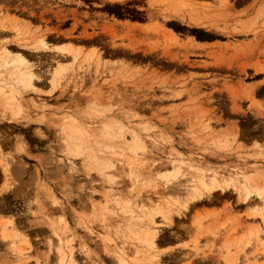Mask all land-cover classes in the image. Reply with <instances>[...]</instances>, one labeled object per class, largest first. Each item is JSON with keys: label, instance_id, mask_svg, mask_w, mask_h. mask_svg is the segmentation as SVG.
<instances>
[{"label": "rangeland", "instance_id": "obj_1", "mask_svg": "<svg viewBox=\"0 0 264 264\" xmlns=\"http://www.w3.org/2000/svg\"><path fill=\"white\" fill-rule=\"evenodd\" d=\"M0 264H264V0H0Z\"/></svg>", "mask_w": 264, "mask_h": 264}, {"label": "bare ground", "instance_id": "obj_2", "mask_svg": "<svg viewBox=\"0 0 264 264\" xmlns=\"http://www.w3.org/2000/svg\"><path fill=\"white\" fill-rule=\"evenodd\" d=\"M43 42H44V41H43ZM43 42H42V43H43ZM44 44H45V42H44ZM20 56H21V55H20ZM20 59H21V58H20ZM25 72H26V71H25ZM29 72H30V71H28V73H29ZM30 73H31V72H30ZM23 75L25 76L26 74H23ZM29 77H31V75L28 74V79H29Z\"/></svg>", "mask_w": 264, "mask_h": 264}, {"label": "trees", "instance_id": "obj_3", "mask_svg": "<svg viewBox=\"0 0 264 264\" xmlns=\"http://www.w3.org/2000/svg\"><path fill=\"white\" fill-rule=\"evenodd\" d=\"M116 14H119V13L116 12ZM198 38H199V37H198Z\"/></svg>", "mask_w": 264, "mask_h": 264}]
</instances>
